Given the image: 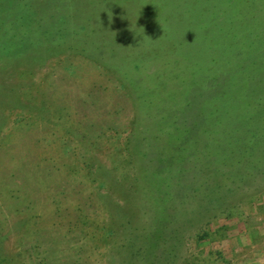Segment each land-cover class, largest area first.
I'll list each match as a JSON object with an SVG mask.
<instances>
[{
    "label": "rangeland",
    "instance_id": "374dc122",
    "mask_svg": "<svg viewBox=\"0 0 264 264\" xmlns=\"http://www.w3.org/2000/svg\"><path fill=\"white\" fill-rule=\"evenodd\" d=\"M0 264H264V0H0Z\"/></svg>",
    "mask_w": 264,
    "mask_h": 264
}]
</instances>
